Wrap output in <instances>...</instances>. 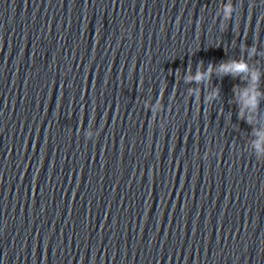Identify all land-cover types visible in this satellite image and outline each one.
Returning a JSON list of instances; mask_svg holds the SVG:
<instances>
[{"label": "water", "instance_id": "water-1", "mask_svg": "<svg viewBox=\"0 0 264 264\" xmlns=\"http://www.w3.org/2000/svg\"><path fill=\"white\" fill-rule=\"evenodd\" d=\"M0 264H264V0H0Z\"/></svg>", "mask_w": 264, "mask_h": 264}, {"label": "clouds", "instance_id": "clouds-1", "mask_svg": "<svg viewBox=\"0 0 264 264\" xmlns=\"http://www.w3.org/2000/svg\"><path fill=\"white\" fill-rule=\"evenodd\" d=\"M231 8H226V13H230ZM212 66H209L206 73L197 72V74L194 77H189V80H195L197 82H200L201 80L205 79L206 77H209L212 73ZM218 71L223 72L225 74L227 73H239V72H246L248 71L247 65L244 62H228V63H222L219 65ZM253 80H258V74H253ZM217 92H214L213 95H217ZM211 97H209L210 99ZM243 101L245 106H249L251 108H255L257 106V97L252 91V94L250 95L249 90H245L243 95ZM259 147V145H257Z\"/></svg>", "mask_w": 264, "mask_h": 264}]
</instances>
